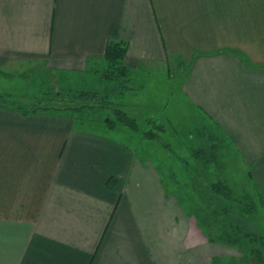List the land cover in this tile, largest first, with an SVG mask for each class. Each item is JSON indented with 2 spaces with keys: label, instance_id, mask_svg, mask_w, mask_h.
I'll return each mask as SVG.
<instances>
[{
  "label": "crops",
  "instance_id": "0c3cea01",
  "mask_svg": "<svg viewBox=\"0 0 264 264\" xmlns=\"http://www.w3.org/2000/svg\"><path fill=\"white\" fill-rule=\"evenodd\" d=\"M112 40L128 43L136 86L121 106L141 124L152 118L176 129L173 114L161 115L171 94L177 110L204 112L264 196V0H0V92L19 76L87 80ZM151 82L168 93L166 104L147 92ZM103 118L0 106V264L240 256L210 241L167 194L160 139L111 131ZM191 149L184 157L192 159Z\"/></svg>",
  "mask_w": 264,
  "mask_h": 264
},
{
  "label": "trees",
  "instance_id": "16d2710c",
  "mask_svg": "<svg viewBox=\"0 0 264 264\" xmlns=\"http://www.w3.org/2000/svg\"><path fill=\"white\" fill-rule=\"evenodd\" d=\"M127 52L126 41H110L102 65L91 70L99 75L105 85L102 89L94 90L68 89L72 104L65 105L68 99L63 96V91L56 92L52 97H44L31 107L13 101L10 93L0 92V106L24 116L99 111L104 116V125L111 131L124 128L141 132L149 140L161 139L160 136L166 132L164 123L149 118L147 129H142L139 120L119 102L136 87L133 85V72L125 64ZM57 101L65 103L56 106ZM201 115L202 123L198 122L195 126L198 145L191 149L194 173L185 178L193 190L184 192L181 204L210 241L235 248L240 253V256L215 257L214 264H252L251 259L264 264V196L254 184L251 190L239 192L223 178L234 154V146L215 121L204 112ZM213 175L218 178L213 180Z\"/></svg>",
  "mask_w": 264,
  "mask_h": 264
},
{
  "label": "rangeland",
  "instance_id": "374dc122",
  "mask_svg": "<svg viewBox=\"0 0 264 264\" xmlns=\"http://www.w3.org/2000/svg\"><path fill=\"white\" fill-rule=\"evenodd\" d=\"M170 68L173 70H177L176 80H179L180 71H182L179 65L174 64L170 66ZM44 75L40 76L39 78L35 77V80L33 79L34 76L32 75L29 77L19 76L16 78H10V83L5 86L6 88L2 89L7 90L8 93L12 94L13 101L25 107H31L33 103L39 101L40 99H43L44 97H52L56 92L63 91V96L66 98V100L68 99V103H65L63 101L55 102L56 106H62L64 105L63 103H65V105L71 103L69 102L71 101L69 100L70 96H68V89L70 88L74 90L79 88L94 90L102 89V87L105 85L101 81L99 75H91L87 77V80L83 79L82 77L76 78L75 76L72 77L67 74H64L61 77L59 76V74L53 72L51 74L49 73V75L47 76ZM152 82L151 86L147 88V92L151 94L150 96H158L160 102L165 101L166 104L168 101V93L165 91L162 92L160 82H156L154 84H152ZM175 95L179 96L180 94L176 91ZM169 102L171 110L167 109L161 115L173 114L175 122L178 124V127L180 126L181 128L176 129L173 124H166V132L161 135L160 145H158V150L161 153L159 163L163 164L162 169L164 171L163 176L166 180L165 182L167 185V193L169 194V196L172 195L176 197L177 200H179V202L181 203V197L184 195V192L187 190L191 192L193 190L190 188L191 183L186 181L185 178L191 177L195 169V167L193 166L195 162L192 161V159H190L188 156L184 157L183 154L186 151L183 149H186V147L193 148L198 145V137L195 133V126L198 122L202 123L203 116L197 111H195L193 114L190 113V107L186 105H183L181 111L177 110V108L182 106V104H179L178 98L172 96V94L169 98ZM81 114L91 116L92 118L101 113L99 111H85ZM175 114L178 116H175ZM193 118H196V121ZM94 121L97 120L94 119ZM95 126H97V123ZM141 126L142 129H147L148 123H143L141 124ZM184 143L186 146L184 145ZM232 159L233 157H231L229 160L228 168L224 173L223 178H226L230 182V184L234 186V188L239 192H242V190H251V187L254 183L252 182V180H250L249 175H247L245 169L240 167L238 163H233ZM167 169H171L172 172H168ZM213 176V180H216L218 178L215 175ZM233 250H235V253L239 254L238 250H236L235 248H233ZM230 257L233 256L231 255Z\"/></svg>",
  "mask_w": 264,
  "mask_h": 264
}]
</instances>
